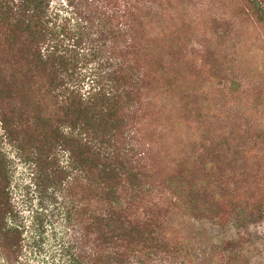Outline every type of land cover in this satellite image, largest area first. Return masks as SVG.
I'll use <instances>...</instances> for the list:
<instances>
[{"label": "trees", "instance_id": "1", "mask_svg": "<svg viewBox=\"0 0 264 264\" xmlns=\"http://www.w3.org/2000/svg\"><path fill=\"white\" fill-rule=\"evenodd\" d=\"M145 1L0 0L3 136L30 164L32 186L62 189L69 203L61 224L39 211L24 218L0 147V264H150L182 249L165 236L164 206L208 216L242 204L211 158L165 178L150 162L144 127L165 70L140 42ZM90 55L98 73L83 70Z\"/></svg>", "mask_w": 264, "mask_h": 264}, {"label": "rangeland", "instance_id": "2", "mask_svg": "<svg viewBox=\"0 0 264 264\" xmlns=\"http://www.w3.org/2000/svg\"><path fill=\"white\" fill-rule=\"evenodd\" d=\"M50 1L52 7L67 3ZM248 1H145L140 42L160 55L165 70V83L150 92L144 127L150 162L165 178L180 163L211 158L242 201L231 213L208 216L179 204L164 206L165 236L182 249L171 258L155 256L150 264H264V0H256L255 8ZM96 59L84 60L83 70L98 73ZM0 147L20 214L31 220L39 211L61 224L69 208L65 192L32 186L30 164L1 127ZM58 159L65 164L64 153ZM248 168L255 173L244 176Z\"/></svg>", "mask_w": 264, "mask_h": 264}]
</instances>
